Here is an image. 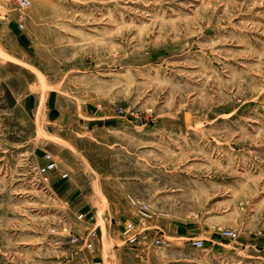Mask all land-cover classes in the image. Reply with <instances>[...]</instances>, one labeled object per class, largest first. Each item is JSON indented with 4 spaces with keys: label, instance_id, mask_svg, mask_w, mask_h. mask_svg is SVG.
I'll list each match as a JSON object with an SVG mask.
<instances>
[{
    "label": "rangeland",
    "instance_id": "obj_1",
    "mask_svg": "<svg viewBox=\"0 0 264 264\" xmlns=\"http://www.w3.org/2000/svg\"><path fill=\"white\" fill-rule=\"evenodd\" d=\"M48 153L67 179L40 180ZM132 200L150 257L151 230H196L168 235L186 259L239 264L212 248L233 230L264 258V0H0V264H134Z\"/></svg>",
    "mask_w": 264,
    "mask_h": 264
},
{
    "label": "crops",
    "instance_id": "obj_2",
    "mask_svg": "<svg viewBox=\"0 0 264 264\" xmlns=\"http://www.w3.org/2000/svg\"><path fill=\"white\" fill-rule=\"evenodd\" d=\"M66 102H69V101H66ZM70 103L73 106L75 105L76 107H78V104L75 103L73 100H71ZM67 104H69V103H67ZM55 110H56L55 113L60 112L58 107H56ZM79 116H80V123L82 120L85 121L84 122L85 125L92 126V130H97L99 128H104L106 126H115V125H118L121 123V120H118L115 117L108 116L106 114H99L98 112L94 113V114H89V112L88 113L81 112L79 114ZM69 119H70L69 110L66 109L63 114L60 112L59 117H56L54 119V121L51 122V124L55 125L56 127H59L58 123L63 121V123L67 124L69 122ZM54 137L56 139L59 138L58 135H56ZM96 141H97V143H99V141L97 139H96ZM106 200L109 203L110 199L106 197ZM106 220H108V219L106 218ZM96 221H97V219H96ZM111 223H114L112 221V218H111ZM111 223L108 221V223L105 224L106 225L105 226L106 236L108 239H112V238L116 237V233H117V231L115 229H112ZM95 225H97V222ZM97 228L99 229V232L102 236L101 240L103 241L104 240L103 227L97 226ZM151 231L154 232L156 235L162 234L161 236H163L164 238H166L172 242L171 246L168 247V249L165 248V250H164L165 253L167 254V258H164V259L163 258H159V259L155 258L154 253H152L153 256L150 257L149 256L150 252L146 253L144 251V249H145L144 244H140L139 246L132 247V248L136 249V250L134 249L135 257L138 258V256H139L138 254H136L137 252H139V254L141 253L140 254V256H141L140 261L135 259L134 264H184L185 262L191 263V264H199L195 260L190 261L189 259H186L185 256H187V254L189 253V249L187 248L185 243L184 244H180L179 242L173 243L170 236H168L169 234L179 236V237H177V240H179V239H182L186 236L199 234V233H196V230H151ZM152 232L150 233V236H152ZM122 234H123V231L120 230L118 233V236L120 237L121 240H122ZM206 235L209 236V238H212V236L210 234H206ZM155 238H156V236L151 238V241L153 242ZM216 239H217V242H214L215 246L212 245V248L216 254H221L224 252L226 254H229V256H231V255H243L244 257H246L239 264H264V258L258 255L261 252L256 248L255 245L246 244V243L239 245L238 242H234L232 244V248H231L230 244L221 243L219 241V240H221L220 237H218ZM160 249H164V248H160ZM240 252H242V254H240ZM178 256L181 259H178L177 258Z\"/></svg>",
    "mask_w": 264,
    "mask_h": 264
},
{
    "label": "built area",
    "instance_id": "obj_3",
    "mask_svg": "<svg viewBox=\"0 0 264 264\" xmlns=\"http://www.w3.org/2000/svg\"><path fill=\"white\" fill-rule=\"evenodd\" d=\"M16 5L26 10L31 6V0H16ZM38 175L40 180L44 184L50 183L54 174L61 173V177L67 179L69 175L67 173H62L60 170V165L57 159L53 154L48 153L44 158V164L38 167ZM135 206L138 207V222L129 221L125 227L122 234V240L130 247H136L140 245L142 242H149V230L145 229L147 222L151 219L150 216V206L143 203H136L132 200ZM85 216L80 215L79 219L84 220ZM222 238L229 239L233 242H236L239 239V233L233 230H223L221 232ZM100 238L99 232L97 228L92 229L89 228L87 230V241L85 246L89 252H93L95 250V241ZM192 245L196 249H204L206 244L205 240L201 239H192ZM152 244L156 247L168 248L171 246L172 242L161 235L156 236ZM93 264H105L102 261H95Z\"/></svg>",
    "mask_w": 264,
    "mask_h": 264
}]
</instances>
